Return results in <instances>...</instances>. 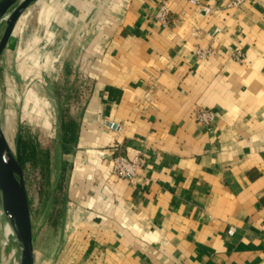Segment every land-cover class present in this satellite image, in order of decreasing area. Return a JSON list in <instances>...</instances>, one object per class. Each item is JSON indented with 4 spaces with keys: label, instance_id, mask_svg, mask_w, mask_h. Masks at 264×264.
Wrapping results in <instances>:
<instances>
[{
    "label": "crops",
    "instance_id": "obj_1",
    "mask_svg": "<svg viewBox=\"0 0 264 264\" xmlns=\"http://www.w3.org/2000/svg\"><path fill=\"white\" fill-rule=\"evenodd\" d=\"M163 1L45 0L0 59L3 78L17 62L25 79L74 81L85 99L74 145L55 140L63 233L56 250L54 233L36 237V264H264V0H200L209 16L172 0L167 26L154 17ZM38 95L24 110L51 129L52 97ZM119 154L142 155L134 183L114 175ZM5 222L0 262L18 264Z\"/></svg>",
    "mask_w": 264,
    "mask_h": 264
},
{
    "label": "rangeland",
    "instance_id": "obj_2",
    "mask_svg": "<svg viewBox=\"0 0 264 264\" xmlns=\"http://www.w3.org/2000/svg\"><path fill=\"white\" fill-rule=\"evenodd\" d=\"M37 2H39V0ZM35 3L31 5L33 6V13L30 19L31 24L32 20L36 19L38 12L40 11L41 3ZM29 16L30 10H26L21 16L22 21L20 22V19L18 21V24L19 22L21 23L18 30H20L22 35H24V33H22L23 29L21 28L23 26L25 27ZM4 23L5 21L0 23V39L2 30L4 31ZM42 33L43 32L41 31L39 36H41ZM13 54L15 58L16 53L13 52ZM26 57L27 56L23 57L25 61ZM21 65L22 64H18L17 62L4 65V67L7 69V76L3 78L0 75V122L2 126H4L6 123L8 124L9 130L5 136L14 150L16 148L17 129L20 126V137L22 134L25 138H27V136H32L34 144L38 148L51 151V165L48 178L44 177V166L38 165L37 167H34L31 161H27L24 165V173L26 178L33 232L40 240L48 234L54 233V245L56 250L58 248L60 236L63 233L62 225H60L59 222H62L64 219L63 216L65 204L63 193L57 189V177L63 165L60 161L61 157L59 156V153L55 151L56 149L54 144L55 140H57V138L59 139L61 122L65 119L78 120L80 118L85 99L82 101H76L75 97L77 94L74 91L76 88L74 81L66 83L64 80L58 79L56 82H54L53 86L50 87L48 86L49 81L45 82L43 79L40 81L37 79L30 80L22 77L19 74ZM56 68L58 69V67ZM39 70L42 75L45 76V73L42 72L43 69L40 68ZM44 76L41 77L43 78ZM29 89H34L41 96L47 94L48 97H52L50 110L53 127L51 129H43L42 127L37 126L35 123L29 121V118L33 116H35L37 119L39 118L35 112H26L24 110V101ZM2 218L3 217L0 216V222ZM5 223L2 227L3 234L6 232L5 228L7 225ZM38 244V247L42 245V243L40 244V241ZM3 246H6V242H3ZM0 264H3V261H1Z\"/></svg>",
    "mask_w": 264,
    "mask_h": 264
},
{
    "label": "water",
    "instance_id": "obj_3",
    "mask_svg": "<svg viewBox=\"0 0 264 264\" xmlns=\"http://www.w3.org/2000/svg\"><path fill=\"white\" fill-rule=\"evenodd\" d=\"M38 0H0V22L6 18L0 40V59L22 14ZM21 127L17 129L15 150L0 122V206L7 230L18 246V264H36L35 240L26 178L20 151Z\"/></svg>",
    "mask_w": 264,
    "mask_h": 264
},
{
    "label": "built area",
    "instance_id": "obj_4",
    "mask_svg": "<svg viewBox=\"0 0 264 264\" xmlns=\"http://www.w3.org/2000/svg\"><path fill=\"white\" fill-rule=\"evenodd\" d=\"M172 0H164L157 12L155 13V19L162 24L163 26H167L170 22V18H171V8H170V4H171ZM192 5H194L196 8H198L201 13L205 16H209L211 14L214 13L215 11V7L214 6H210V5H204L200 2V0H188ZM246 0H228L227 1V8H238L240 7ZM7 18V17H6ZM6 18H4L0 23L4 22L6 20ZM219 30H217L218 32ZM197 55L200 58H207L211 52L210 50H197ZM235 58L237 59V61L239 62H243L245 57L243 55V53L240 50H237L235 52ZM215 113L208 109V108H200L197 110V112L195 113V118L197 121L206 124V125H210L211 123L214 122L215 120ZM104 126L110 130V131H114L117 133H121L122 132V126L119 124H115L109 120L105 121ZM142 161V155H137L134 157H128L126 155H116L112 158V164H113V173L115 176L121 178V179H125L127 181H129L130 183H134L137 175H138V171L140 168V164ZM0 216L3 217V213L2 210L0 212ZM235 229L234 228H230L229 230V234L232 235L234 234Z\"/></svg>",
    "mask_w": 264,
    "mask_h": 264
},
{
    "label": "trees",
    "instance_id": "obj_5",
    "mask_svg": "<svg viewBox=\"0 0 264 264\" xmlns=\"http://www.w3.org/2000/svg\"><path fill=\"white\" fill-rule=\"evenodd\" d=\"M76 136V123L73 119H65L61 122V129L59 134V144L63 147L70 148L74 145ZM20 151L23 167L27 161H31L34 167L38 165L44 166V177L48 178L51 165V151L38 148L34 144L32 136L20 137Z\"/></svg>",
    "mask_w": 264,
    "mask_h": 264
},
{
    "label": "bare ground",
    "instance_id": "obj_6",
    "mask_svg": "<svg viewBox=\"0 0 264 264\" xmlns=\"http://www.w3.org/2000/svg\"><path fill=\"white\" fill-rule=\"evenodd\" d=\"M44 3H45V0H42L41 1V5L40 6H42V5H44ZM21 19V18H20ZM9 51V50H8ZM11 51H9V53H10ZM11 55V54H10ZM39 55V54H38ZM37 55V56H38ZM31 60V59H30ZM30 60H28V61H26V62H29ZM30 63V62H29ZM28 67V66H27ZM29 68V67H28ZM32 101H34L35 103L37 102V103H42V101H43V98L42 97H40L39 95H38V93L35 91V90H33V89H29V91L27 92V94H26V99H25V102H24V109H30V107H31V102ZM47 101V100H46ZM35 115V114H34ZM37 115V114H36ZM2 129H3V131H4V134L6 135V133H8V124L6 123V124H4V126H2ZM12 244H15V251H14V255L16 256V255H18V246H17V244H16V242H15V240H14V243H12V241L11 240H8L7 241V245H9V248H10V246L12 245ZM13 261H12V259H8V258H6L4 261H3V264H11Z\"/></svg>",
    "mask_w": 264,
    "mask_h": 264
}]
</instances>
